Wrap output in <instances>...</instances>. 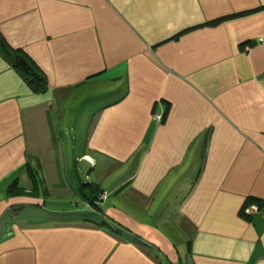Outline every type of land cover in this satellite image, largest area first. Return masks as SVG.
Returning <instances> with one entry per match:
<instances>
[{"label":"crops","instance_id":"1","mask_svg":"<svg viewBox=\"0 0 264 264\" xmlns=\"http://www.w3.org/2000/svg\"><path fill=\"white\" fill-rule=\"evenodd\" d=\"M0 33L47 82L0 53V264H264V0H0Z\"/></svg>","mask_w":264,"mask_h":264},{"label":"trees","instance_id":"2","mask_svg":"<svg viewBox=\"0 0 264 264\" xmlns=\"http://www.w3.org/2000/svg\"><path fill=\"white\" fill-rule=\"evenodd\" d=\"M0 53L16 68V70L25 78L27 83L35 91H42L46 88V79L42 72L34 67L32 60L23 52L20 48L11 47L4 37L0 33ZM28 172L34 180V173L31 167L27 165ZM20 186L17 181L14 180L7 187L9 194H15L20 192ZM87 188V189H86ZM82 193H84L87 203L91 206L100 207L104 202L101 198L103 190H101L94 183H82L81 184ZM251 199L249 202H253ZM87 204V205H88ZM247 204V203H246ZM245 204V205H246Z\"/></svg>","mask_w":264,"mask_h":264},{"label":"built area","instance_id":"3","mask_svg":"<svg viewBox=\"0 0 264 264\" xmlns=\"http://www.w3.org/2000/svg\"><path fill=\"white\" fill-rule=\"evenodd\" d=\"M154 118L157 119V120H160L162 118V114L155 113L154 114ZM106 195H107V192L103 191L102 194H101L102 200L105 199ZM260 209H261V204L260 203H258V202H249L248 204H246L243 207V212L246 215H251V214H253L255 212L260 211Z\"/></svg>","mask_w":264,"mask_h":264},{"label":"rangeland","instance_id":"4","mask_svg":"<svg viewBox=\"0 0 264 264\" xmlns=\"http://www.w3.org/2000/svg\"><path fill=\"white\" fill-rule=\"evenodd\" d=\"M66 164H67V163H66ZM68 164H72V160H70L69 158H68ZM84 165L87 166V163H84ZM70 172L74 174V171H73V170H70V171L68 170V171H66V172H64V173H68V174H70ZM102 187H104V188H105L104 191L107 192V195H106V197H105V200H106V199L108 198V196H109V195H108L109 192H108L106 186H103V185H102Z\"/></svg>","mask_w":264,"mask_h":264}]
</instances>
